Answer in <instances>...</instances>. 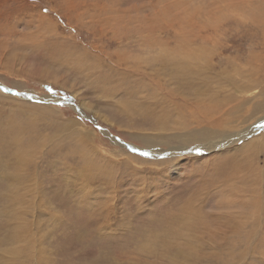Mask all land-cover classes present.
Here are the masks:
<instances>
[{
	"label": "rangeland",
	"instance_id": "374dc122",
	"mask_svg": "<svg viewBox=\"0 0 264 264\" xmlns=\"http://www.w3.org/2000/svg\"><path fill=\"white\" fill-rule=\"evenodd\" d=\"M0 264H264V0H0Z\"/></svg>",
	"mask_w": 264,
	"mask_h": 264
},
{
	"label": "water",
	"instance_id": "95a60500",
	"mask_svg": "<svg viewBox=\"0 0 264 264\" xmlns=\"http://www.w3.org/2000/svg\"><path fill=\"white\" fill-rule=\"evenodd\" d=\"M53 103H58L59 105H62L63 106V104H67L68 106H70L72 109H73V107L74 108H77V110H74L81 118H83V119H85V120H87L88 122H91L95 127H97L98 129H99V131L102 133V134H104L105 135V137L107 138L108 137V139L109 138H113L114 136H112L111 135V133L108 131V130H106V129H104V128H101L98 124H97V122H96V120L95 119H93L92 117H90V116H88L87 114H85L84 112H82V111H79V112H77L78 110H81V108L79 107V106H77L72 100H69V99H67V98H62V97H58L57 98V100L55 101V102H53ZM110 141H111V139H109ZM118 141H119V143H120V146L121 147H123V148H125L126 150H128L129 152H136V153H138V147L137 146H133L132 144H128V143H126V142H123V141H121L120 139H118ZM112 142V141H111ZM122 145H124V146H122ZM130 145H132V146H130Z\"/></svg>",
	"mask_w": 264,
	"mask_h": 264
},
{
	"label": "bare ground",
	"instance_id": "6f19581e",
	"mask_svg": "<svg viewBox=\"0 0 264 264\" xmlns=\"http://www.w3.org/2000/svg\"><path fill=\"white\" fill-rule=\"evenodd\" d=\"M244 86V85H243ZM257 96V95H256ZM39 98V97H38ZM44 99H47V98H44ZM36 100V99H35ZM53 103V101H50V104H52ZM55 105H59L58 103L57 104H55ZM218 111V110H217ZM208 113H210V112H208ZM221 120V119H220ZM256 125H253V126H251L250 127V131L252 132V133H254L255 132V129H256V127H255ZM247 131V130H246ZM207 131H197V132H195L194 134H192V135H190V134H185V135H181L180 136V140L182 141V142H190V141H199V140H202L203 139V136L205 135V133H206ZM188 138H191V139H193V140H188ZM116 140V139H115ZM115 140H113L114 141V143H116V144H119L118 142H116ZM212 142V141H211ZM173 153H169L168 155H172ZM234 167H236V166H234ZM233 169V168H232ZM226 170H228V169H226ZM223 171H224V169H223ZM243 171V170H242ZM234 172V171H233ZM227 173V171L226 172H224V173H222L223 175H225ZM91 175V174H90ZM232 177H233V179L231 178V179H229V182L231 183V182H234V181H236L235 180V176L234 175H232ZM222 178V177H221ZM238 179V178H237ZM240 180H242L241 178H240ZM224 184H226V183H224ZM235 186V185H234ZM236 193V192H235ZM242 195H244L243 193H242ZM242 197H244V196H242ZM246 197V196H245ZM242 199V198H241ZM243 201H244V199H242ZM248 200V199H247ZM251 200V199H250ZM236 201V200H235ZM252 202V201H251ZM248 203V202H247ZM253 204V203H252ZM245 205H247V204H245ZM241 206V205H240ZM255 207V206H254ZM246 208V207H245ZM257 210V209H256ZM255 211V210H254ZM256 213V215H257V213H258V210L255 212ZM247 215V214H246Z\"/></svg>",
	"mask_w": 264,
	"mask_h": 264
}]
</instances>
